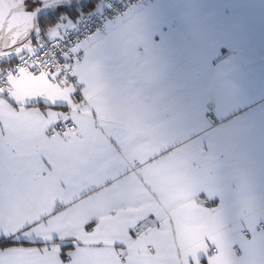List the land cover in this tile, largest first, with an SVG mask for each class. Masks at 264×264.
Instances as JSON below:
<instances>
[{
    "label": "crops",
    "instance_id": "obj_1",
    "mask_svg": "<svg viewBox=\"0 0 264 264\" xmlns=\"http://www.w3.org/2000/svg\"><path fill=\"white\" fill-rule=\"evenodd\" d=\"M76 50L78 90L21 71L0 91V264H264V0H153ZM62 119L82 142L47 137Z\"/></svg>",
    "mask_w": 264,
    "mask_h": 264
},
{
    "label": "built area",
    "instance_id": "obj_2",
    "mask_svg": "<svg viewBox=\"0 0 264 264\" xmlns=\"http://www.w3.org/2000/svg\"><path fill=\"white\" fill-rule=\"evenodd\" d=\"M153 0H102V10L98 13L79 12L77 23L73 28L65 29L59 38H54L36 30L34 34L35 51L23 55L14 68L0 71V91L11 94L15 89L10 84V78L19 72H28L32 75L57 72V82L62 86H71L78 90L77 76L72 72L71 65L78 57L76 47L87 44L94 36L103 37L106 34L107 24L118 25L126 22L132 12L147 10ZM207 122L217 125L212 114L206 115ZM49 139L57 138L65 145L78 144L84 140L81 132L69 119H62L48 129ZM142 223L133 227V234L138 235L146 228ZM153 222L151 228L155 227ZM244 232V235H248ZM239 246L231 249L236 253Z\"/></svg>",
    "mask_w": 264,
    "mask_h": 264
},
{
    "label": "trees",
    "instance_id": "obj_3",
    "mask_svg": "<svg viewBox=\"0 0 264 264\" xmlns=\"http://www.w3.org/2000/svg\"><path fill=\"white\" fill-rule=\"evenodd\" d=\"M98 1L99 0H83L82 2L72 3L60 0L57 4H54V7L44 11L37 17L36 30L39 29L42 32H46V30H49L53 25L59 22L63 16L73 18L75 16L77 17L79 12H92ZM30 40L34 41V36H32ZM15 63H17L16 59L12 58L6 65L13 67Z\"/></svg>",
    "mask_w": 264,
    "mask_h": 264
},
{
    "label": "rangeland",
    "instance_id": "obj_4",
    "mask_svg": "<svg viewBox=\"0 0 264 264\" xmlns=\"http://www.w3.org/2000/svg\"><path fill=\"white\" fill-rule=\"evenodd\" d=\"M46 0H0V42L17 32L25 13L39 9ZM63 1V0H61ZM59 2V1H58Z\"/></svg>",
    "mask_w": 264,
    "mask_h": 264
},
{
    "label": "water",
    "instance_id": "obj_5",
    "mask_svg": "<svg viewBox=\"0 0 264 264\" xmlns=\"http://www.w3.org/2000/svg\"><path fill=\"white\" fill-rule=\"evenodd\" d=\"M54 6H55V5H51V6L45 7V8H43V9L39 10L38 12H36V13L34 14V16H33V21H32L31 30H30V32L28 33V35H27V36H26L21 42L15 44V45H13V46H11L10 48L3 49V50H1V51H3V52H7V51H9V50H13V49H15V48H17V47L23 45L24 43H26L28 40H30V38H31L32 36H34L35 31H36L37 17H38L41 13H43L44 11H47V10L51 9V8L54 7Z\"/></svg>",
    "mask_w": 264,
    "mask_h": 264
}]
</instances>
